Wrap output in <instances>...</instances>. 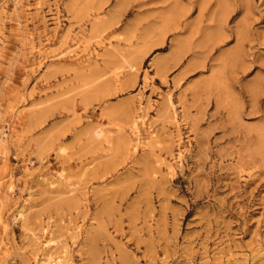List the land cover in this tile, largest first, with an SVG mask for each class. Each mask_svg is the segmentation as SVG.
<instances>
[{
    "label": "rangeland",
    "instance_id": "374dc122",
    "mask_svg": "<svg viewBox=\"0 0 264 264\" xmlns=\"http://www.w3.org/2000/svg\"><path fill=\"white\" fill-rule=\"evenodd\" d=\"M0 264H264V0H0Z\"/></svg>",
    "mask_w": 264,
    "mask_h": 264
}]
</instances>
